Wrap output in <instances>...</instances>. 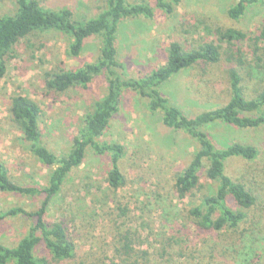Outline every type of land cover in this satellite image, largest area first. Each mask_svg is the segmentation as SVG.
I'll return each instance as SVG.
<instances>
[{
  "label": "rangeland",
  "instance_id": "rangeland-1",
  "mask_svg": "<svg viewBox=\"0 0 264 264\" xmlns=\"http://www.w3.org/2000/svg\"><path fill=\"white\" fill-rule=\"evenodd\" d=\"M125 1L147 4L153 11L152 19L127 17L118 24L117 61L123 73L132 78L162 66L171 42L180 43L185 50L203 43L218 44L216 29H238L253 36L264 21V0L250 6L236 22L226 14L235 0H181L173 14L158 8L156 0ZM39 2L52 10L67 7L77 21L95 17L104 5V0ZM15 10V0H0V16ZM100 41L98 36L87 39L80 55L74 57L69 54L67 36L55 31L37 32L18 43L6 59V73L0 77V161L12 181L43 187L53 167L44 166L27 150L22 134L11 121L10 99L26 96L39 105L42 143L62 156L68 152L85 113L105 94L106 82L104 76L98 75L86 88L56 93L47 87L45 74L95 62ZM250 44L241 45L247 59ZM227 66L224 60L213 66L198 65L173 75L160 86V92L193 118L218 108L228 99ZM246 85L250 93L254 84L247 81ZM261 86L264 87V81L256 84L258 89ZM161 117V112L150 113L146 101L136 92L121 93L118 112L101 140L124 146L120 169L126 185L111 190L105 181L108 157L87 152L84 162L68 176L45 215L47 223L61 222L67 227L76 255L72 260L51 264L109 263L118 229L136 232L140 238L136 251H147L151 264H264V128L239 129L218 122L204 128L216 148L239 142L258 150L254 160L225 161V174L243 183L256 201L244 210L246 218L238 230L216 233L197 230L188 211L199 204L203 195H213L218 183L202 176L191 196L179 197L175 177L191 160L196 144L183 131L164 127ZM43 196L0 193V210L19 206L35 211ZM227 205L231 210H239L230 197ZM120 207L125 209L124 215L117 210ZM33 223V218L22 215L4 219L0 222V243L16 245ZM169 238L171 243L166 246ZM34 254L51 261L43 245Z\"/></svg>",
  "mask_w": 264,
  "mask_h": 264
},
{
  "label": "trees",
  "instance_id": "trees-1",
  "mask_svg": "<svg viewBox=\"0 0 264 264\" xmlns=\"http://www.w3.org/2000/svg\"><path fill=\"white\" fill-rule=\"evenodd\" d=\"M258 2L235 0L226 14L236 22L250 6ZM15 3L14 13L0 16V77L6 73V59L13 48L37 32L55 31L67 36L70 40L69 54L74 57L80 55L87 39L98 36L101 41L95 62L78 69L53 70L45 74L44 80L54 92L66 93L74 87L86 88L96 76L102 75L106 91L93 108L85 113L68 152L62 156L56 155L42 143L39 105L26 96L17 95L10 99L11 121L22 134L27 150L41 164L53 169L48 173L45 186L24 185L12 181L8 169L0 161V193L31 198L44 195L35 211L30 212L19 206L0 210V222L19 215L31 217L34 221L16 245L0 243V264H51L75 257L76 246L69 237L67 227L61 222L47 223L45 215L53 199L62 192L68 176L84 162L88 151L108 157L109 169L105 181L111 190L116 191L126 185L120 169L124 146L116 141L101 140L118 112L121 93L124 91L136 92L146 101L150 113H162L161 122L164 127L183 131L195 142L196 150L191 160L175 177L174 187L180 198L191 196L199 187L202 176L218 183L213 195H203L199 204L188 211L195 228L216 233L224 229L238 230L246 218L244 210L254 206L256 198L243 183L233 181L225 174V161L230 158L251 161L257 158L258 150L253 145L239 142L216 148L204 128L217 122L239 129L264 128V87L256 88V84L264 81V21L253 36L238 29H216L218 44L203 43L197 48L185 50L180 43L171 42L162 66L146 75L132 78L123 73L117 61V28L120 21L127 17L152 19L153 11L147 4L104 0L102 9L95 17L77 21L67 7L58 10L44 8L39 0H15ZM180 3L181 0H156V6L168 14H173ZM244 42H251V46H248L250 59L245 58L242 52L241 45ZM223 60L228 64L226 74L229 94L226 102L218 108L190 118L161 94L160 86L173 75L198 65H217ZM247 81L254 84L250 93ZM228 197L237 204L239 210H231L227 205ZM117 210L125 214L124 208ZM116 233L113 259L102 264H151L147 251H136V246H140L136 232L118 229ZM170 239L165 242L166 246L170 245ZM41 245L50 254L51 261L35 256L36 248Z\"/></svg>",
  "mask_w": 264,
  "mask_h": 264
}]
</instances>
